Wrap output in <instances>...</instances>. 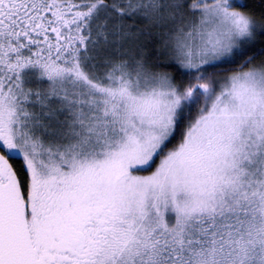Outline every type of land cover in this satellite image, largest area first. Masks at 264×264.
I'll list each match as a JSON object with an SVG mask.
<instances>
[{
    "label": "snow or ice",
    "instance_id": "obj_1",
    "mask_svg": "<svg viewBox=\"0 0 264 264\" xmlns=\"http://www.w3.org/2000/svg\"><path fill=\"white\" fill-rule=\"evenodd\" d=\"M0 264H264V0H0Z\"/></svg>",
    "mask_w": 264,
    "mask_h": 264
}]
</instances>
